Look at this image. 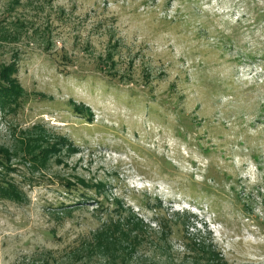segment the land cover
Here are the masks:
<instances>
[{
	"label": "rangeland",
	"instance_id": "rangeland-1",
	"mask_svg": "<svg viewBox=\"0 0 264 264\" xmlns=\"http://www.w3.org/2000/svg\"><path fill=\"white\" fill-rule=\"evenodd\" d=\"M5 69L0 264H264V0H0Z\"/></svg>",
	"mask_w": 264,
	"mask_h": 264
},
{
	"label": "trees",
	"instance_id": "trees-1",
	"mask_svg": "<svg viewBox=\"0 0 264 264\" xmlns=\"http://www.w3.org/2000/svg\"><path fill=\"white\" fill-rule=\"evenodd\" d=\"M10 75H11V71H9L8 69H5L4 72H1L0 73V83H5V82H8L12 85V88L11 87H7V88H11V90H13L15 92V89H14V83L13 81L10 79ZM18 92V90L16 91ZM7 93V90H5V94ZM0 99H3V96H2V92L0 91ZM64 143H67V140H64ZM2 153V152H1ZM3 154V153H2ZM5 154L10 157V155L8 153L5 152ZM4 155V154H3ZM10 169L7 164H5V162H3L2 160H0V169ZM4 175L3 172L0 173V176L2 177ZM3 181V178H0V182L2 183ZM3 184V183H2ZM5 184V187H8L10 185H8V183H4ZM2 187H4V185H1L0 189H2ZM120 216H122L123 213H125L126 211L120 207L119 210L117 211ZM121 219V218H120ZM123 219L115 222V223H111L110 226H108V232L111 231L113 234L114 231H117V232H122L123 234H126L127 232H125V229H128L130 227H133L132 230H142L143 228V223L142 221H139V220H136L135 217L133 216H130L128 219H126L123 223ZM110 233V232H109ZM128 234V233H127Z\"/></svg>",
	"mask_w": 264,
	"mask_h": 264
}]
</instances>
